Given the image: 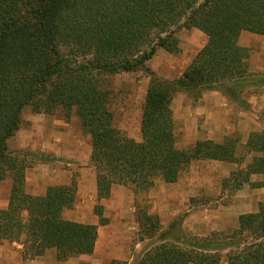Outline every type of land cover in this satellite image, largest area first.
Listing matches in <instances>:
<instances>
[{
  "label": "trees",
  "instance_id": "16d2710c",
  "mask_svg": "<svg viewBox=\"0 0 264 264\" xmlns=\"http://www.w3.org/2000/svg\"><path fill=\"white\" fill-rule=\"evenodd\" d=\"M182 29L199 30L207 43L181 79L164 80L147 63L159 49L177 53ZM244 32L264 36V0H0V183L12 179L8 208L0 210V242L21 243L32 257L51 249L66 257L93 254L98 239V225L64 218L76 203L75 182L49 187L44 196L27 193V163L9 142L29 107L37 114L61 107L67 119L78 117L91 138L99 202L114 186L131 189L137 199L158 179L176 184L194 161L238 162L235 137L179 148L173 101L180 91L198 100L220 86L231 94L234 88L263 89L264 96V75L250 77V49L239 45ZM139 70L151 81L136 141L116 126L107 78ZM246 147L257 157L235 179L238 189L250 176H264V128ZM94 212L101 226L108 224L101 205ZM137 222L142 240L160 242L138 264H264V203L240 216L230 241L220 245L225 255L214 245H185L175 233L179 224L164 231L148 207L138 206Z\"/></svg>",
  "mask_w": 264,
  "mask_h": 264
},
{
  "label": "rangeland",
  "instance_id": "374dc122",
  "mask_svg": "<svg viewBox=\"0 0 264 264\" xmlns=\"http://www.w3.org/2000/svg\"><path fill=\"white\" fill-rule=\"evenodd\" d=\"M177 37L180 41L177 53L159 49L147 63V68L158 77L172 82L182 78L195 56L207 43V37L196 29H182ZM239 42L251 52L248 60L250 77L264 75V36L245 32ZM150 81L151 75L146 70L118 73L107 78L108 87L115 94L113 110L116 126L127 137L136 141H141L143 106ZM234 91L235 93H228L225 87L220 86L205 91L198 100L193 93L180 91L174 98L173 111L179 148H193L198 141L222 143L226 138L235 137L239 139V161H194L176 184L167 186L162 179H158L150 192L133 201L134 208L136 205L148 207L150 213L157 215L164 231L174 222L179 224L175 233L185 245H214L211 249L222 250L223 255L228 249L220 245L230 241L229 238L239 227L240 216L258 212L260 205L264 203V176H250L249 181L239 189L235 184V179L241 180L243 173L257 157L246 145L252 133L264 128L263 89L244 87L238 90L234 88ZM33 111L30 107L24 111L20 130L9 142L10 150L16 153L19 160L27 163L26 174L29 172L33 178L36 171L47 174L49 169L72 173V181L76 183L78 193L75 206L68 211V215L83 224L96 222L94 210L98 201L87 194L90 189L89 181L96 174L91 159L87 162L82 156L80 161L74 158L71 160L62 154L55 156L51 150L52 147L65 149V145L73 150L76 145H81L82 153H86L91 145L90 136L82 130L78 117L73 115L67 119L66 112L61 107L48 111L45 108L38 114ZM20 145L25 147L20 148ZM123 188V194H133L131 189ZM29 189L34 192V183H30ZM11 190L12 179L8 177L0 183V210L8 205ZM82 190L84 192L81 194ZM119 201L118 197L110 199V208L104 206L103 214L109 223L114 224L111 228L120 231L119 228L123 226L124 233L121 232L117 243L110 242L113 234L103 238L98 250L97 261L100 264L110 261L108 258L106 260L107 253H111V262L116 257L123 264H138L145 253L160 243L157 237L141 239L139 226L136 221L134 223L132 212L127 221H123L127 228L120 224V209L115 208ZM124 203L126 206L129 204L126 201ZM99 204L104 205L103 202ZM130 207L132 208V204ZM105 232L107 234L108 229L105 228ZM182 247L185 248L183 245ZM124 257L127 260H123ZM40 258L25 254L21 243L0 242V264H32L33 261H40Z\"/></svg>",
  "mask_w": 264,
  "mask_h": 264
},
{
  "label": "crops",
  "instance_id": "0c3cea01",
  "mask_svg": "<svg viewBox=\"0 0 264 264\" xmlns=\"http://www.w3.org/2000/svg\"><path fill=\"white\" fill-rule=\"evenodd\" d=\"M239 45L241 47H244V46L241 45L240 42H239ZM245 48H247V47H245ZM11 140H10V142H11ZM59 140L61 142H63L61 139H59ZM65 141H66V139H65ZM12 143H13V141H12ZM13 146H15V145H12V147ZM22 147L24 148L25 145H20V148H22ZM64 147H65V149L52 147L51 150L53 151V154L55 156H59L60 154H62V156H65V157H67L69 159L74 158V159H77L78 161H80L82 156H83L86 159L87 162H89V160L91 159V155H92V146L91 145H90V147H88L86 149V153H82L81 145H79V146L76 145L73 150L67 148L66 145ZM16 148H18V147H16ZM36 170H38V169H36ZM47 171H48L47 174H44L41 171H36L34 178H33L32 175L29 174V172L26 174V186H27V190L26 191H27V193H29L31 195H34V196H44L46 194V192H47L49 187H52V186H70L73 183V181H72V173L70 174L69 171L67 172V171H64V170H61V169L60 170L49 169ZM89 182H90V185H89L90 189L87 192V194L90 195L91 198H97L96 174H95L94 177H92L91 181H89ZM30 183H34V185H35L34 192H31L30 189H29ZM43 184L46 187L43 186ZM166 185L170 186V185H173V184H166ZM122 189H124L122 186H114L112 188V193H111L110 198L107 199V200L100 201V202H103L104 205L99 204L98 199H97V201H98L97 205H101L103 207V210H104V206H106V208H110V205L108 203L110 201V199L114 198V200H115V197H118V199H120L119 205H118L119 207L115 206V205L114 206H115L116 209H120V214H118V218H120L119 219L120 224L122 223L127 228V225H125L123 223V221H127V219L131 216L130 212H132V214H134V217H135L134 223H136L137 222L138 207L136 205V208H134V205H133L134 204V202H133L134 198H136L134 193L132 194L131 192H129L128 194H123L124 192L122 191ZM82 192H84V190L81 191V194H82ZM77 193H78V191H77ZM124 196H125V198H124ZM124 201L129 203V204H127L128 206L125 205ZM131 204H132V208L130 207ZM8 205H9V203H8ZM8 205L4 209H7ZM68 211H70V210H67L64 213V218L66 220H70V221L81 223L77 219L76 220L71 219L69 217V215H68L69 214ZM96 216H97L96 222L90 224V225H98L99 226L98 239H97L95 250H94L93 254H91V255H74V254H71V255H68L66 257H63V255H62V253L60 251H58L56 249H51V250H48L45 253V255L40 258L41 259L40 261H38V262L33 261L32 264H81V263H87V262L90 263V264H100L97 261L98 258H99L98 250H99V246H100V243L103 240V238L107 237L108 234L109 235L113 234L114 237L111 238L110 242L111 243H117L119 241L118 237L120 236L121 232L124 233V231H123V226L121 228H119V229H121L120 231L117 230V229L111 228V226L114 225L112 222H110V223L108 222L107 225L101 226L100 223H99V216L98 215H96ZM103 217H104V214H103ZM104 218H106V217H104ZM81 224H83V223H81ZM137 224H138V222H137ZM138 226H139V224H138ZM105 228L108 229L107 234L105 232ZM108 237H110V236H108ZM107 258L110 260V261H107V264L123 263V262H120L119 261L120 259H118L116 257H113L114 259L111 262V253H107L106 254V260H107ZM122 259L123 260L124 259L127 260V257H124Z\"/></svg>",
  "mask_w": 264,
  "mask_h": 264
}]
</instances>
